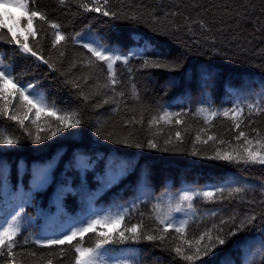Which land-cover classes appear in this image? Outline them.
Here are the masks:
<instances>
[{
	"label": "trees",
	"instance_id": "1",
	"mask_svg": "<svg viewBox=\"0 0 264 264\" xmlns=\"http://www.w3.org/2000/svg\"><path fill=\"white\" fill-rule=\"evenodd\" d=\"M28 2L30 10L59 24L68 39L53 47L55 30L39 17L29 24L27 15L16 8L6 9L13 19L4 17L0 32L6 39L15 36L54 68L19 52L18 44L6 40H0V57L24 85L34 84L33 91L43 94L49 105L78 113L82 123L52 136L49 126L58 121L47 113H41L36 124L32 123L35 109L28 113L27 130L0 114V131L20 141L0 145V225L6 227L20 214L16 264H47L49 259L52 264H74V246L79 242L94 247L96 233L86 234L82 241L78 237L71 246L47 248L34 241L59 237L97 216L125 210L127 225L142 222L145 230H152L158 227L154 205L167 211L184 190L221 187L225 191L214 200L196 198L194 211L185 204L184 211L172 212L174 222L189 220L188 239L199 238L214 225L227 234L234 227L229 221L232 216L239 220L255 215L257 219L215 256L196 264H264V165L202 158L218 150L245 155L249 145L243 137L237 139L240 131L253 141L252 151L257 150L256 140L264 141V114L247 111V103L255 102L264 91V0H109L107 7L118 13L117 18L80 7L82 3L92 5L93 0ZM173 12L177 15L172 16ZM133 13L138 17L135 21L127 18ZM199 20L208 30L194 23ZM93 41L129 56L127 65L120 61L114 65L119 79L115 86L105 87L107 65L82 47ZM149 41L151 47L145 51ZM177 57L183 59L179 69L142 67L146 58L170 62ZM6 103L7 111L23 117L25 106L18 95L0 100V107ZM236 105L245 109L239 129L231 113L206 122V115L197 111L206 108L210 115ZM164 109L181 115L150 126ZM37 133L48 138L33 143ZM129 134L132 143L144 146L113 143ZM209 136L215 139L209 140ZM169 138L172 143L166 145ZM149 139L169 151L148 148ZM193 150L200 155H189ZM245 185V192L228 196V187ZM221 220L229 223L221 224ZM178 244L182 240L174 230H169L163 242L109 244L100 250L97 264H188L172 251ZM183 247L191 254L187 245ZM31 252L36 256L29 255ZM10 260L5 249L0 264H10Z\"/></svg>",
	"mask_w": 264,
	"mask_h": 264
},
{
	"label": "snow or ice",
	"instance_id": "2",
	"mask_svg": "<svg viewBox=\"0 0 264 264\" xmlns=\"http://www.w3.org/2000/svg\"><path fill=\"white\" fill-rule=\"evenodd\" d=\"M61 4L65 3V0H59ZM109 0H93L92 5L87 3H82L80 7L84 9L86 12H96L105 17L117 18L118 13L116 11H110L108 9ZM7 8H16L20 9L27 15L28 23L31 24L33 18L39 17L40 20L44 21L50 25L52 29L55 30V41H53V47L61 41H65L68 39L61 31L60 25L49 21L47 16L39 11L30 10L28 0H0V29L5 27L4 17H7L8 20H12L13 16L11 13L7 12ZM167 15V14H166ZM172 16L177 15L176 12L171 13ZM133 21L137 20V14L133 13L131 16L127 17ZM194 23H199L200 27L203 30H208L207 25L203 20L194 21ZM12 28H8V32H11ZM188 31H191V27L189 26ZM34 34V33H33ZM167 34V33H165ZM77 36L80 34L77 33ZM72 39H75L73 37ZM0 40H6L7 43L11 44L15 42L19 45V52L21 53H29L32 57H35L36 60L40 61L43 64H46L48 68L53 69L54 66L47 59H44L40 56L36 51L32 48H29L26 44H23L19 41L15 36L13 39H6V37L0 32ZM82 47L87 49L88 52L92 54L93 57L97 61H101L107 65L108 70V85L115 86L119 83V79L117 76L116 69L114 65L116 62H123L125 65L129 62V56L117 54L110 48L105 47L100 44L98 41H93L89 43H83ZM151 47V42H147L144 46V50L146 51ZM63 55V53H61ZM88 63L91 65L93 63L92 60H89ZM142 67L148 68H167L170 70H175L183 67V59L181 57H177L175 60L170 62H161L160 59L150 60L144 59ZM131 71V69H129ZM13 68L8 64H5L4 58L0 57V100H8L9 96H19V98L23 101L25 106V113L23 117L16 114H11L7 111L8 104H4L3 107H0V114L7 116L8 119L17 122L21 128L27 130V125L25 121L29 119L28 113H31L33 109H35L36 119L32 121L33 124H36V121L40 119L41 113H47V115L55 117L58 123L51 128V135L56 136L57 133L62 132L64 129H75L79 125H81L82 121L78 118V113L75 112H64L62 109L57 108L54 104L49 105L46 102V98L43 94H36L33 89L35 85L29 83L24 85L21 82V78L18 76H14L12 74ZM11 86L10 88L8 86ZM83 95V94H81ZM119 95L123 96L124 93H119ZM133 97L137 96L135 91V87H133ZM10 103V101H9ZM107 103V101H106ZM244 108L236 105L231 109H224L222 112L212 111L210 115H208L209 110L206 108H199L197 111L199 113L206 115V122L208 119L212 117H216L217 115L229 116L231 113L232 118L236 121V128L239 129L240 123L242 120L240 119ZM247 111L251 115L255 113L257 115L264 114V91L259 94L258 99L255 102L247 103ZM181 113L170 112L167 109H164L160 114L159 118L153 117L150 121V126L152 124H157L159 121L168 122L173 116H180ZM177 124L182 123L180 120H176ZM39 127V126H38ZM29 137L32 136V133L29 131L27 133ZM97 135L101 133L97 131ZM131 134L128 137H124L122 139H115L113 143L116 144H125L129 147L141 148L144 145L137 142L132 143L130 141ZM241 137L244 138V143L249 145L248 148L244 149L245 155H240L239 153L233 155L229 152H220L219 150L212 156H204L202 158L209 160H219L226 161L229 163H244V164H261L264 165V141L256 140L257 150L252 151L251 145L253 141L247 139L245 132L240 131L237 139ZM48 136L45 135L41 137L39 133L35 135V138L32 140L33 143H40L42 139H47ZM105 139H110V136H105ZM177 140L181 139V133H176ZM200 137H197L199 140ZM209 140L215 139L214 137L209 136ZM20 141L18 139L13 138L11 135L6 134L3 131H0V145L4 146H12L19 144ZM172 141L169 138L165 141V144H171ZM207 143V141H204ZM147 147L151 149H156L158 151H169L168 147L161 148L154 140L149 139L147 142ZM191 156H198L200 153L196 150H193L189 153ZM247 185L244 187H228L226 190L228 192V196L232 197L233 195H237L245 192ZM225 188H216L214 190H205V191H191L184 190L179 193L178 200L175 202V206L173 207L171 202L168 205L167 211H162L161 206L159 204L154 205L155 212V220L157 222L158 227L152 230H145L143 223H135L130 226L125 223V212H120L116 215L112 216H97L94 219L88 220L81 227H75L71 231L61 234L56 238H37L34 242L41 247L51 248L53 246H63V245H73V241H76L79 237L82 241L86 234L88 233H96V240L94 247H84L83 244L77 243L74 246L75 260L74 264H97L98 257L100 256V250L104 248L105 245L115 244V243H125L128 241L139 242L143 241H165L167 239V234L169 230H174L175 233L179 234L180 239L182 240V244H178L175 246L172 251L176 253L178 257L188 262V264H196L197 261H201L204 258H212L219 251L222 250V246H225L229 240L242 232H246L249 225L254 224L257 219L255 215L245 216L243 219H239L236 216H232L229 218L234 227L224 234V230L219 228L218 226H213V228L206 230L201 233L199 238L194 240H190L187 238V229L189 226L188 219H181L178 223L174 222L172 212H181L184 211V205H187V209L189 211H194L193 201L196 198H203L205 200H214L216 199L217 193H223ZM217 213L212 212L211 215L215 216ZM20 214L17 213L16 216L12 217V220L7 223V226L0 225V255H3L5 249L7 250V256L11 258L10 264H16V256L17 253L14 251L16 247V237L21 233V228L17 221V217ZM229 221L221 220V224L229 223ZM98 226L102 229L106 228L107 231H97ZM159 226H162L159 227ZM215 233V235H214ZM25 244L28 243V240L25 239ZM183 245H187V248L191 250V254H188L183 247ZM61 254H63V250L61 249ZM32 257L36 256L35 252L29 253ZM47 264H52V260L49 259Z\"/></svg>",
	"mask_w": 264,
	"mask_h": 264
}]
</instances>
